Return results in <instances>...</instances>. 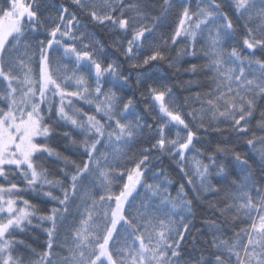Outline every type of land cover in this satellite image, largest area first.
<instances>
[{"label": "snow or ice", "instance_id": "1", "mask_svg": "<svg viewBox=\"0 0 264 264\" xmlns=\"http://www.w3.org/2000/svg\"><path fill=\"white\" fill-rule=\"evenodd\" d=\"M185 56L210 81L188 112L158 75ZM193 125L221 139L202 151ZM164 157L217 197L207 256L186 252L193 201ZM0 264H264V0H0Z\"/></svg>", "mask_w": 264, "mask_h": 264}, {"label": "trees", "instance_id": "2", "mask_svg": "<svg viewBox=\"0 0 264 264\" xmlns=\"http://www.w3.org/2000/svg\"><path fill=\"white\" fill-rule=\"evenodd\" d=\"M65 3L66 0H48V3L50 4H55V3ZM67 2L70 3V0H67ZM55 15V12L52 11L51 13H46V15ZM168 31V30H166ZM97 37L103 41L104 43H108V36L101 31L100 29H95ZM46 33L41 31V33L38 36V39H44ZM206 35L199 37L198 39L200 40V44L197 45V49H202L204 45H206L207 40H206ZM184 45H179V49H182ZM119 55L118 53H113V57ZM172 56L176 55V52L171 53ZM202 56V52H201ZM121 60H123V57H120ZM204 59H197L192 56H185L183 57L177 68H169L167 65V62H161L160 68L158 69V75L164 76L167 78V82L169 83L170 86L173 87L174 94L175 96L183 102L185 98H189L188 104L185 105L184 110L185 112L191 111L193 108H200V103L195 100V96L197 93H206L209 90V84L210 81L208 77L206 76L207 70L205 69L204 71H200L197 74H193L190 71H185V69L189 68L191 64H198V65H203L205 64ZM123 70L125 74H128L131 72L132 74V83L135 87V72L128 67V64L125 63L123 65ZM140 90H142V86H139ZM128 95H131L132 93L129 92L127 93ZM136 99H140L139 95V90L136 91ZM142 106V105H141ZM87 110V109H85ZM190 120L191 117H188ZM207 119V118H206ZM193 130L198 132V135H200L201 139L203 141H206L204 148H201L200 144H197V148H201L203 151L205 148L206 149H211L214 148L216 145V142L221 139L217 133L208 131L205 132L203 129H197L195 125H193ZM52 146L57 148L60 152L63 153L64 156L77 160L76 156L73 155V152L70 150H65L64 143L58 140H53L52 141ZM229 147H235L237 151L246 153L247 149L244 147L243 144H235V145H229ZM189 160L186 162V169L189 171L194 172V162L192 160L193 157L196 159H205L204 157H201L197 155V153L192 152L189 153ZM205 162L206 159H205ZM252 163V160L249 161ZM62 166V165H61ZM161 167L166 170L168 174V179L171 180L173 183L169 186V192L173 197L177 196V188L179 184L183 183L185 185L184 191L187 192L188 198L192 199L193 201V218H192V223H193V228H192V236L196 238L195 244L193 243L192 238H189L185 242V248L187 253H191L193 256H198L200 252H204V255H208V251L210 249L207 248V245L205 244L206 240H210L211 236L208 233V230L204 227V221L205 220H217L218 218V213H215L212 208L209 207V202H215L217 199L216 196H214L212 193H205L203 197H198V194L192 191V185L187 184L186 178L183 176L182 173L179 172V169L176 165V163L167 157L163 158V162ZM255 167V165H254ZM54 175L50 178H60L58 174H56V168L53 167L52 169ZM212 183L215 184L216 181L215 179H212ZM58 194V191H57ZM27 198V197H26ZM33 203H36L38 207L44 208L45 205L40 203L37 200H33ZM47 207H51V205H47ZM219 222V221H218ZM199 230V231H198ZM226 236L231 235V230L227 231L225 233ZM46 240V235L43 231H41L39 228L36 229L34 232L31 233V236L29 237V243L32 244L33 247L37 248V250H41V246L44 244ZM59 251V250H58Z\"/></svg>", "mask_w": 264, "mask_h": 264}]
</instances>
